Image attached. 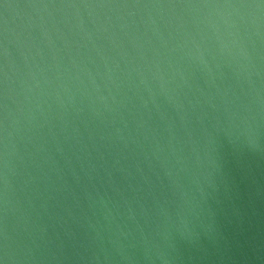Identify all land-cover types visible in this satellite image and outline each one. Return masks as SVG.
I'll return each instance as SVG.
<instances>
[{
    "label": "water",
    "instance_id": "95a60500",
    "mask_svg": "<svg viewBox=\"0 0 264 264\" xmlns=\"http://www.w3.org/2000/svg\"><path fill=\"white\" fill-rule=\"evenodd\" d=\"M0 264H264V0H0Z\"/></svg>",
    "mask_w": 264,
    "mask_h": 264
}]
</instances>
